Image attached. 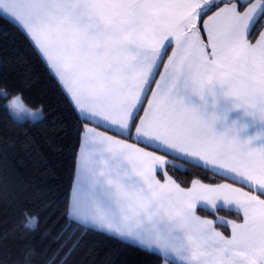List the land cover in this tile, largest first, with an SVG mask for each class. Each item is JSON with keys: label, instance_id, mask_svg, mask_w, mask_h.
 Masks as SVG:
<instances>
[{"label": "snow or ice", "instance_id": "obj_1", "mask_svg": "<svg viewBox=\"0 0 264 264\" xmlns=\"http://www.w3.org/2000/svg\"><path fill=\"white\" fill-rule=\"evenodd\" d=\"M246 2L0 0V18L26 33L82 119L116 133L85 128L70 220L164 264H264V147L217 134L215 117L185 103L217 86L264 121V31L251 42L264 0ZM133 126L135 143L117 138L131 136ZM170 155L233 182L182 188L166 170ZM218 201L243 215L227 221L230 237L196 214ZM25 216V226L34 225Z\"/></svg>", "mask_w": 264, "mask_h": 264}, {"label": "trees", "instance_id": "obj_2", "mask_svg": "<svg viewBox=\"0 0 264 264\" xmlns=\"http://www.w3.org/2000/svg\"><path fill=\"white\" fill-rule=\"evenodd\" d=\"M263 25L264 18L259 19L251 39ZM0 89H6L8 96L20 94L33 108L42 105L44 113L38 122H17L0 97V264H160L163 258L154 253L69 219L85 120L26 34L4 18H0ZM168 159V175L181 187L194 179L233 182L195 162L171 155ZM196 213L240 219L224 208L211 212L198 207ZM25 214L36 218L34 225L25 226Z\"/></svg>", "mask_w": 264, "mask_h": 264}, {"label": "crops", "instance_id": "obj_3", "mask_svg": "<svg viewBox=\"0 0 264 264\" xmlns=\"http://www.w3.org/2000/svg\"><path fill=\"white\" fill-rule=\"evenodd\" d=\"M250 2H252V0H250L248 3H250ZM221 6H223V5L221 4ZM246 6H247V4L245 5V7ZM212 11H216V9L213 8ZM208 15H211V12H209ZM206 18L207 17L205 16L204 19H206ZM262 18H264V16L260 17L259 19H262ZM200 27L202 29L203 20L200 21ZM260 31H264V25L261 28H259V30L255 34L254 38L251 39L252 43H255V40L257 38H259V32ZM202 37L205 41L207 40V36L203 32H202ZM28 39L30 40L29 37H28ZM32 44L34 45L33 42H32ZM34 47H35V45H34ZM36 50L38 51L39 55L41 56V58L44 60V62L48 66L47 61L43 58V55L39 52V50L37 48H36ZM171 50L172 49L170 47L168 49L167 55L171 54ZM167 55H165V57H164L165 60L167 59ZM159 67H160V70L162 71L163 70V64L161 63ZM48 68L50 69V71L52 72V74L54 75V77L56 78V80L58 81V83L60 84L62 89L64 90V92L67 94L70 101L72 102L70 96L68 95L67 91L63 88V85L60 83V81H59L58 77L56 76V74L54 73V71L49 66H48ZM158 78H159V72L156 73V79H158ZM152 86L155 87L154 81H153ZM148 95L149 96L151 95L150 91H149ZM185 103L191 104L192 106L197 107L198 109H201L205 118L215 117V120L213 121V130L217 134L224 133L227 130V134L230 137L232 135H235L236 139H238L241 142L248 140L249 141V147H264V121L259 120L256 117L247 114L245 109H243V108L234 107V104H235L234 98L223 95V92L219 87L213 86L211 93L206 92L203 96V99H201L200 97L194 96V95L186 96ZM72 104L75 107L73 102H72ZM144 105L145 106L147 105L146 99L144 101ZM75 109L78 112V114L82 117L83 114L80 113L76 107H75ZM140 115H143V108H141V110H140ZM138 119H139V117H137V122H138ZM86 127L96 128L97 131L105 132L107 135H110V136L116 135L115 132L109 131L105 127H98L95 123H92L88 120H85V124H84L83 130L81 133V137H80V143H79V147H78V151H77V157L80 153L82 141L86 135V133H85ZM134 134H135V127L133 126L131 136H129L127 133H125L124 135H120L117 138L126 139L128 143H135V140L133 138ZM139 146L144 147L143 144H140ZM147 150L152 151L153 149L149 148ZM159 154H162V153H159ZM77 157H76V171H75L74 181L76 179V173H77ZM219 175H222V174H219ZM229 178L232 179L231 177H229ZM157 179H159L161 182H163L164 181V174L162 175V178H159L157 176ZM194 180H199V179H194ZM74 181H73V184H74ZM199 181L201 183H205V184L232 183L231 181H228V180H221L219 182H211V183L204 182L202 180H199ZM238 183H240V182H238ZM73 184H72V189L70 192V198H69V204H68V214L70 212V204H71V200H72V196H73ZM191 184H192V182L190 183V185L188 187H182V188H189V187H191ZM240 184H242V183H240ZM235 186L243 187V185H239L237 183L235 184ZM245 190L247 191L249 189L245 188ZM198 207L204 208V209L211 211V212H215L218 208H224V209L232 210V211L238 213L240 219H234V218L225 216L223 214H216L215 217H206V216L198 215L196 213L198 216H200L203 219L213 220L214 221V227L216 228V230L221 232L225 237L231 236V228H230V226H228L227 221H229V220L236 221V222H242L243 221L242 213H239L238 210L235 209L234 205H228V206L223 205V201H218L217 207L215 209H213L211 206H200V205H198L197 208ZM219 226L225 227L227 229L228 233L225 234L219 228ZM160 264H164V260H162V262Z\"/></svg>", "mask_w": 264, "mask_h": 264}, {"label": "clouds", "instance_id": "obj_4", "mask_svg": "<svg viewBox=\"0 0 264 264\" xmlns=\"http://www.w3.org/2000/svg\"><path fill=\"white\" fill-rule=\"evenodd\" d=\"M0 97L5 98L4 106L17 122H38L44 118L43 106L31 107L22 99L20 94L8 96L6 89H0Z\"/></svg>", "mask_w": 264, "mask_h": 264}]
</instances>
